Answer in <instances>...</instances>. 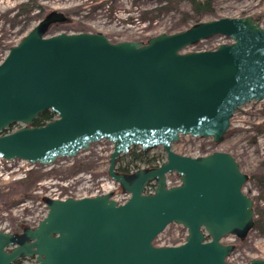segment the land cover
<instances>
[{
  "label": "water",
  "instance_id": "95a60500",
  "mask_svg": "<svg viewBox=\"0 0 264 264\" xmlns=\"http://www.w3.org/2000/svg\"><path fill=\"white\" fill-rule=\"evenodd\" d=\"M64 20L48 14L0 63V160L50 166L105 140L113 145L107 176L129 198L45 200L47 214L35 228L0 230V264H230L235 246L221 240H243L254 225L247 176L227 153L191 158L171 145L184 136L218 144L238 108L264 101V29L254 18H219L145 43L46 35ZM218 36L231 43L183 52ZM45 111L55 119L32 127ZM13 125L22 127L6 133ZM133 147H161L166 161L118 173V157ZM170 174L178 186L166 187ZM150 183L155 190L146 195ZM171 224L187 231L184 243L154 246Z\"/></svg>",
  "mask_w": 264,
  "mask_h": 264
},
{
  "label": "rangeland",
  "instance_id": "374dc122",
  "mask_svg": "<svg viewBox=\"0 0 264 264\" xmlns=\"http://www.w3.org/2000/svg\"><path fill=\"white\" fill-rule=\"evenodd\" d=\"M200 1L210 2L213 8V13L203 16L200 22L254 18L264 29V0ZM52 12L61 14L65 20L51 24L46 32L48 37L85 31L102 34L112 43H145L159 34H174L194 25L190 21L184 23L186 16L193 15L186 0H0V63L9 48L17 45ZM229 43L231 41L218 36L183 52L210 51ZM112 151L113 145L103 140L79 152L75 158H59L48 167H32L17 161L1 162L0 230L12 233L36 226L47 212L45 200L57 197L82 198L109 193L113 199L124 202L128 195L107 176ZM149 151V156L159 160L158 167L166 161L161 147ZM171 151L191 158L213 152L227 153L239 164L241 171L259 179L264 176V101L250 102L238 108L220 143L215 144L210 138L184 136L171 145ZM140 169H146V166L139 163L131 173ZM177 180L175 174L167 175L169 186L176 185ZM153 188L154 183L149 184L147 190ZM243 191L254 202V222L264 230V182L252 180ZM186 236L187 231L182 226L171 224L153 244L156 247L178 246L184 243ZM221 243L235 246L227 258L230 264L264 260V233L257 228L243 240L227 236ZM16 264L34 262L26 259Z\"/></svg>",
  "mask_w": 264,
  "mask_h": 264
},
{
  "label": "trees",
  "instance_id": "16d2710c",
  "mask_svg": "<svg viewBox=\"0 0 264 264\" xmlns=\"http://www.w3.org/2000/svg\"><path fill=\"white\" fill-rule=\"evenodd\" d=\"M182 0H179V2ZM188 1L191 9L193 10L192 16H186L184 18V23L192 22L197 24L201 21V18L205 15H210L213 13V8L210 2L200 1V0H186ZM258 22V20H256ZM85 32V31H81ZM55 119V115L50 111H45L41 113L33 122L32 127H41L46 123ZM16 126H11L8 128L7 133L11 132ZM150 151H141L139 148H132L130 152L122 157H119L116 161V171L121 174H131V172L136 168V165L141 163L146 166V169H153L158 167L159 160L157 157L149 156ZM255 223V222H254ZM257 228L259 232L264 233V230L258 223H255L252 229ZM251 229V230H252Z\"/></svg>",
  "mask_w": 264,
  "mask_h": 264
},
{
  "label": "flooded vegetation",
  "instance_id": "af4514ba",
  "mask_svg": "<svg viewBox=\"0 0 264 264\" xmlns=\"http://www.w3.org/2000/svg\"><path fill=\"white\" fill-rule=\"evenodd\" d=\"M240 171H241V170H240ZM241 172L247 176V181H246L245 185H246L248 182L252 181V180H255L256 183H258V182H260V181H261V183L264 182V176H261V177L258 179V178H255V176H253V175H251V174L244 173L243 171H241ZM245 185H244V186H245ZM257 185H258V184H257ZM243 188H244V187H243ZM22 231H23V229H22V230H16V231L12 232V234H20V232H22Z\"/></svg>",
  "mask_w": 264,
  "mask_h": 264
},
{
  "label": "built area",
  "instance_id": "2783aa9c",
  "mask_svg": "<svg viewBox=\"0 0 264 264\" xmlns=\"http://www.w3.org/2000/svg\"><path fill=\"white\" fill-rule=\"evenodd\" d=\"M2 161H0V163H1ZM4 163H7V162H4ZM177 184H178V180H177ZM176 184V185H177ZM169 185V184H168ZM113 191V190H112ZM67 197H71V196H65V197H57V198H54V199H65V198H67ZM72 198H74V197H72ZM83 198V197H82Z\"/></svg>",
  "mask_w": 264,
  "mask_h": 264
}]
</instances>
